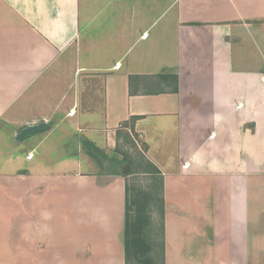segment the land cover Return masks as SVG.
<instances>
[{"label":"crops","instance_id":"crops-1","mask_svg":"<svg viewBox=\"0 0 264 264\" xmlns=\"http://www.w3.org/2000/svg\"><path fill=\"white\" fill-rule=\"evenodd\" d=\"M75 52L104 73L98 110L44 94ZM263 77L264 0H0V264H129L132 175L85 151L135 137L165 264H264Z\"/></svg>","mask_w":264,"mask_h":264},{"label":"rangeland","instance_id":"rangeland-1","mask_svg":"<svg viewBox=\"0 0 264 264\" xmlns=\"http://www.w3.org/2000/svg\"><path fill=\"white\" fill-rule=\"evenodd\" d=\"M102 17L94 23V27H99ZM85 35L89 37V32L84 31ZM90 39V37H89ZM79 53L67 54L60 64L49 75L47 87H45L44 94L51 96L63 91L64 108L70 109L71 101L73 106L77 100H81V105L84 110L92 112L93 104L97 109L101 106L103 96V76L104 73L98 70H89L83 68L82 62L79 61ZM61 83V87L57 86ZM63 85V86H62ZM62 94V92H61ZM49 98V97H48ZM70 98V99H68ZM50 99V98H49ZM95 99V101H94ZM49 103V102H47ZM72 106V107H73ZM71 107V108H72ZM72 112V111H71ZM13 137V136H12ZM11 138V137H10ZM18 139V138H17ZM16 141V140H12ZM18 145V142H15ZM89 144V143H88ZM85 153L92 157L97 162V171L101 173L121 172L131 174L130 180L136 181L135 189L141 195L133 192L129 208L132 210H143L142 214L149 220L145 225V235L142 234L146 241V245L139 250L137 257L133 252L129 264H148V259L143 257L150 256L154 259L156 264H165L162 260V214H161V193L160 185L157 182L150 181L149 177L141 173L140 170L134 166V160L139 154L144 151L142 140L138 137L131 138V141L124 138L119 143L117 150L107 151L106 149L98 148L96 150L92 145H86ZM18 148V147H17ZM112 156V157H111ZM108 158V163L105 159ZM115 158V159H114ZM107 160V159H106ZM102 161H104L102 163ZM101 162V163H100ZM146 194V197L144 196ZM141 212V211H140ZM160 259L162 261H160ZM142 260V261H140ZM158 260V262H156Z\"/></svg>","mask_w":264,"mask_h":264},{"label":"trees","instance_id":"trees-1","mask_svg":"<svg viewBox=\"0 0 264 264\" xmlns=\"http://www.w3.org/2000/svg\"><path fill=\"white\" fill-rule=\"evenodd\" d=\"M147 162V161H146ZM149 163V162H148ZM150 167L145 169V172L143 173L146 175V177H149L150 181L157 182L156 180H160V193H161V214H162V220L164 217V201H163V177L159 170H157L152 165H149ZM136 181H127V198H126V222H125V233H124V239H125V248H126V256H127V262H130L133 252L137 257V253L139 250L142 251V247L146 245V241L143 238L142 234L145 235V228L147 227L145 224L149 221L143 214V210H132L129 208V204L131 201L132 193L135 192L138 195H141L140 192L136 191ZM146 197V194H144ZM141 211V212H140ZM162 223V233L164 230L163 221ZM164 246V245H163ZM148 260L145 261L148 264H156L154 259L150 256H144ZM142 261V260H140Z\"/></svg>","mask_w":264,"mask_h":264},{"label":"water","instance_id":"water-1","mask_svg":"<svg viewBox=\"0 0 264 264\" xmlns=\"http://www.w3.org/2000/svg\"><path fill=\"white\" fill-rule=\"evenodd\" d=\"M47 129H48V125L45 123H42L39 125H35V126L25 128L24 130L21 131V133L17 137L19 140H22L29 135H33V134L38 133V132H43Z\"/></svg>","mask_w":264,"mask_h":264},{"label":"built area","instance_id":"built-area-1","mask_svg":"<svg viewBox=\"0 0 264 264\" xmlns=\"http://www.w3.org/2000/svg\"><path fill=\"white\" fill-rule=\"evenodd\" d=\"M143 38H146V35H144V36H143ZM120 67H121V65H120V64H118V65H116V67H115V68H116V69H120ZM263 80H264V77H263ZM74 114H75V112H74V111L70 112V115L74 116ZM28 158H29V159H32V158H33V156H32V155H29V156H28ZM187 167H189V165H185V166H184V168H187Z\"/></svg>","mask_w":264,"mask_h":264}]
</instances>
